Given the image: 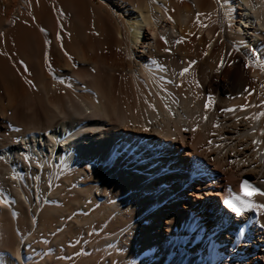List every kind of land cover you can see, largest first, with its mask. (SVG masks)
I'll return each instance as SVG.
<instances>
[{"label":"bare ground","instance_id":"6f19581e","mask_svg":"<svg viewBox=\"0 0 264 264\" xmlns=\"http://www.w3.org/2000/svg\"><path fill=\"white\" fill-rule=\"evenodd\" d=\"M260 113L264 0H0L1 264H264Z\"/></svg>","mask_w":264,"mask_h":264},{"label":"rangeland","instance_id":"374dc122","mask_svg":"<svg viewBox=\"0 0 264 264\" xmlns=\"http://www.w3.org/2000/svg\"><path fill=\"white\" fill-rule=\"evenodd\" d=\"M16 74H18L17 75L18 78H20L22 80L21 74H19V72H17ZM5 172H6V170L3 167H1L0 173L1 174H4ZM8 186H10V183H8ZM193 191L195 193L194 194L192 193L193 195H191V197H192L193 200H195L196 199V195L195 194L197 193V191H196V189L195 190L193 189ZM20 213L22 214V211ZM4 222L5 223H2L3 225L2 224L0 225V250L2 251V250H7L8 249L11 252L13 250L12 249V246L14 245V241L17 240V238H16L17 237L16 236L17 234L15 233L16 232V223L13 224L14 222H12V221H5V220H4ZM21 232L22 233L23 232L24 233H27L26 229H23V231L21 229L20 234L23 237L25 236V234L24 233L22 234ZM53 233L55 234V231ZM54 234H51V236L54 235ZM38 254H40V253L39 252L36 253V256ZM1 263H3V262L1 261L0 264Z\"/></svg>","mask_w":264,"mask_h":264},{"label":"snow or ice","instance_id":"6c2138e0","mask_svg":"<svg viewBox=\"0 0 264 264\" xmlns=\"http://www.w3.org/2000/svg\"><path fill=\"white\" fill-rule=\"evenodd\" d=\"M184 71L187 72L188 69H185ZM212 99H213L212 97H209V102L210 103H211ZM241 110H243V108ZM226 111L234 112L235 110L234 109H227ZM260 115H264V113H260ZM246 118H248V117H246ZM216 126H218V125H216ZM262 134H264V133H262ZM241 191L243 193V196L247 197L249 199L252 196L257 195V194L258 195H264V192L258 191V190L254 189V188H251V186L248 184L247 181H245L244 184L241 186ZM233 199L236 200V201H240V203L243 204L244 207H252L253 206L251 204L246 203L245 200L242 199V197L240 195H235L233 197ZM233 199H229L225 203H226L227 207L232 209L237 214H240L241 213V208L237 207V205L235 203H233Z\"/></svg>","mask_w":264,"mask_h":264}]
</instances>
